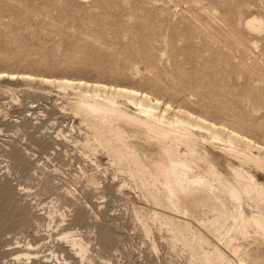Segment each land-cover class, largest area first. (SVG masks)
<instances>
[{"label": "rangeland", "instance_id": "rangeland-1", "mask_svg": "<svg viewBox=\"0 0 264 264\" xmlns=\"http://www.w3.org/2000/svg\"><path fill=\"white\" fill-rule=\"evenodd\" d=\"M254 19L261 30L248 27ZM0 71L148 90L264 142V0H0ZM9 82L0 80V264L25 248L24 264H82L54 236L61 230L86 240L95 264H188L162 239L156 253L144 244L126 209L136 194L117 196L123 177L78 143L85 124L72 96ZM87 177L98 193H88ZM66 190L77 206L64 202ZM78 205L86 224L75 222ZM54 208L67 213L63 224Z\"/></svg>", "mask_w": 264, "mask_h": 264}, {"label": "bare ground", "instance_id": "bare-ground-1", "mask_svg": "<svg viewBox=\"0 0 264 264\" xmlns=\"http://www.w3.org/2000/svg\"><path fill=\"white\" fill-rule=\"evenodd\" d=\"M247 25L254 31L262 28L257 19ZM14 79L55 86L72 96V109L85 124L78 143L96 160L107 156L108 168L123 177V185L115 188L117 196L125 190L136 194L137 200L126 199V209L153 253L159 248L157 239H162L170 252L185 255L188 264H264V142L260 139L140 88L0 71V80L10 84ZM84 183L88 193H98L95 178L87 177ZM60 196L76 205L70 190ZM53 210L51 218L62 223L67 213ZM74 217L76 223H87V212L80 205ZM54 236L80 263L95 264L86 240L67 230ZM102 237L107 240V232ZM31 251H16L12 264L30 260Z\"/></svg>", "mask_w": 264, "mask_h": 264}]
</instances>
